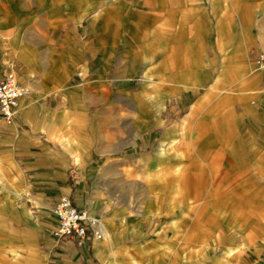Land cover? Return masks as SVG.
<instances>
[{
  "label": "rangeland",
  "instance_id": "obj_1",
  "mask_svg": "<svg viewBox=\"0 0 264 264\" xmlns=\"http://www.w3.org/2000/svg\"><path fill=\"white\" fill-rule=\"evenodd\" d=\"M0 24V80L53 86L115 243L62 251L0 161V264H264V0H0Z\"/></svg>",
  "mask_w": 264,
  "mask_h": 264
},
{
  "label": "crops",
  "instance_id": "obj_2",
  "mask_svg": "<svg viewBox=\"0 0 264 264\" xmlns=\"http://www.w3.org/2000/svg\"><path fill=\"white\" fill-rule=\"evenodd\" d=\"M8 29L0 24V33ZM20 81L28 85V93L21 100L17 118L9 123L0 115V161L10 165L12 173L9 177L16 193L27 202L49 198L53 203L62 195H69L77 205L100 217L91 207L77 200V189L72 181L79 163L78 156L87 153L83 147H87L90 141L72 131V121L62 114L64 107L49 103L51 84L30 74L25 82ZM54 222L56 224V217ZM103 224L107 241L99 245L98 252L107 261L114 253L115 243L107 224ZM52 235L55 246H60L62 251L78 245L73 240H61ZM98 240H91L83 249L87 252L94 250Z\"/></svg>",
  "mask_w": 264,
  "mask_h": 264
},
{
  "label": "built area",
  "instance_id": "obj_3",
  "mask_svg": "<svg viewBox=\"0 0 264 264\" xmlns=\"http://www.w3.org/2000/svg\"><path fill=\"white\" fill-rule=\"evenodd\" d=\"M258 68L264 71V50L255 58ZM28 93L27 86L13 73L0 80V112L11 123L18 116L23 97ZM56 224L53 234L58 239H70L84 246L91 240L103 239L105 226L90 209L80 207L69 195H62L53 207Z\"/></svg>",
  "mask_w": 264,
  "mask_h": 264
}]
</instances>
